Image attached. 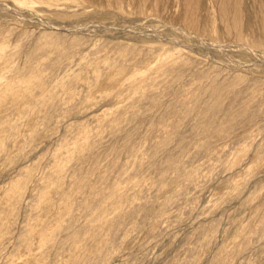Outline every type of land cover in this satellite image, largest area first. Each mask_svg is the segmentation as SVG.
<instances>
[{
    "label": "rangeland",
    "instance_id": "374dc122",
    "mask_svg": "<svg viewBox=\"0 0 264 264\" xmlns=\"http://www.w3.org/2000/svg\"><path fill=\"white\" fill-rule=\"evenodd\" d=\"M244 2L246 8L254 10L253 0ZM203 5L195 30L185 22L181 0H0V42L5 41L7 56L15 44L21 43L26 51L38 36L48 33L64 45L76 39L69 49L73 51L53 71L45 70V92H33L32 100L55 91L56 108L51 118H46L45 109H26L24 99L0 95V119L4 120L0 125V216L4 218L0 224V264H65L72 250H59L56 244L67 233L45 247L36 234L45 225L54 227L55 208H46V202L57 203V181L67 187L71 178L74 160L66 161L65 151L87 136L95 137L97 129L100 138L96 150L118 144L120 137L107 132L106 123L132 100L130 84L154 77L176 57L193 63L183 67L180 79L171 86L173 90L160 96L162 104L171 101L177 89L194 86L195 72L205 71L218 81L240 75L245 80L236 89L260 83L253 105L256 116L235 126L229 136L210 139L206 148L198 146L205 140L202 134H191L190 117L180 127V136L155 157L154 166L172 151L179 158L178 171L167 170L164 181L155 185L154 160H146L141 171L125 175L119 192L134 197L132 204H123L134 212L109 236L111 241L102 248L103 259L98 264H264V44L254 42L264 38L254 29H244L241 39L236 38L216 18L214 1L203 0ZM206 12L215 17L213 22L206 19ZM120 47L133 49L121 61V72L102 66L93 80V61L115 56ZM22 54L13 58L15 64L22 63ZM4 59L0 58V87H5L2 76L9 74ZM74 76L79 78L73 83V92L67 94L58 81ZM160 79L156 78L151 92L163 89ZM149 113L141 107L136 119L124 123L125 128L139 126L131 140L143 143L145 151L152 143L150 138L160 134L155 131L149 139L142 136ZM11 125L15 135H9ZM119 160L126 161L125 152ZM59 165L63 166L61 172ZM24 170H29L25 176ZM185 171H192L191 180H185ZM16 178H26V185L15 201L13 194L19 189L10 185ZM42 193L46 200L40 198ZM81 195L78 200L87 192ZM108 201L106 198L102 204ZM99 206L82 213L75 204L71 211L75 228L90 224ZM112 217L109 210L105 222ZM25 229L32 231L27 245L19 239ZM241 233L249 240L235 252ZM219 254L220 259L213 262ZM76 264L88 263L80 257Z\"/></svg>",
    "mask_w": 264,
    "mask_h": 264
},
{
    "label": "bare ground",
    "instance_id": "6f19581e",
    "mask_svg": "<svg viewBox=\"0 0 264 264\" xmlns=\"http://www.w3.org/2000/svg\"><path fill=\"white\" fill-rule=\"evenodd\" d=\"M213 1L217 13L216 18L221 21L222 27L225 30L232 31L236 38L241 39L244 29H249L250 31L253 29L258 30L264 38V6L261 0H253V11L246 8L244 0ZM181 2L183 4V12L186 15V24L191 28H195V30L198 29L199 14L202 9H205L203 0H181ZM213 13L215 14V11ZM204 16H206V19H210L211 22L215 18L210 12H206ZM59 41L60 38L53 36V33L41 35L35 39L26 51H22L21 43L15 44L13 50L7 56L4 54L5 41L1 40L0 58H6L4 60L9 65V74L7 72V75L2 76L5 87H0L2 88L0 89V95L14 97L16 101L24 99L26 109H45L46 118H51L56 108L55 91L50 90L38 99L32 100V98L34 91L45 92L48 83L45 70L53 71L62 62V58L69 54L68 52L71 53L73 51H69V49H72V46L76 44V39L75 41L70 40L71 42L69 41L66 45H64V42L61 44ZM254 42L256 44H264L263 39L254 40ZM131 50L129 51L128 47H120V49L115 50L117 51L115 56H104V59L94 60L91 68L96 72V75L92 76V79H96L102 66L114 68L116 73H120L123 68L121 61L128 58ZM21 53L24 54L22 63L15 64L13 58ZM189 61H187V58L176 57L170 65L159 68L154 73V77L143 80L141 83L130 84L128 91L131 94L130 97L133 95L132 100L130 99L131 101L127 105L116 110L106 123L109 127L107 132L112 135L117 134L120 137L118 144H113L105 149L101 148L102 150H96V143L100 138V132L97 129L95 137L87 136L77 141L71 149L65 151L67 152L66 157L63 158L66 161L69 159L74 160V168L71 174L69 173L71 178L67 187L57 181L58 185L55 190L58 194L57 203H49L48 200L46 202V208H55L53 213L54 227H48V225L44 224L45 226L36 233L40 237L41 245L44 247L53 243L61 233H67L68 236L56 244L59 250L65 247L72 250L73 254H70L71 256L68 257L65 264H76L80 257L88 264H98L103 259L101 250L110 243L111 238L109 236L116 231L125 216L134 212L133 208L128 210L123 205L124 202L132 204L134 197H127L126 193L119 192V185L126 178L125 175L130 172L141 171L146 160L148 162L154 160L153 167L157 170L158 176L153 178L152 183L160 185L164 181L167 170H179V158L177 159L175 155L171 154L172 151L171 153H166L159 164L156 163L154 166L155 157L158 153L165 152L168 143L179 135L180 127L187 122V119L193 117L192 123L191 121L189 123L192 130L191 134H202L205 140L199 143L198 146L199 148H206L211 142L210 139L225 138L232 133L235 126L251 122L255 118L256 111L253 109V105L259 97L260 83L254 82L242 89H236L237 86L243 85L245 80L240 75L218 81L215 75L205 73V71H203L204 73L195 72L192 74V78L195 81L194 86L175 89L176 91L172 92L173 94L171 93L173 95L172 100L162 104L160 96L164 95L168 89L169 91L171 88L173 90V87H171L174 84L173 82L180 79L184 66H190ZM67 78L69 77H62L58 84L67 94H71L74 88L73 83L78 80L79 76L66 80ZM156 78H161L158 82L159 84L163 83L160 85L161 87L159 86L160 89H163L154 93L151 90L156 86L155 83L158 80ZM145 100L147 101L146 105L145 102L142 103ZM226 101L227 103H225ZM141 107L143 112H150V118L142 136L149 139V135H153V132L157 131L160 133L157 136L155 135V139L150 138L152 143L148 146V151L143 150V143L135 140V142H132L131 140L134 137L133 135L138 132L139 126L135 124L128 128L124 127L126 121L129 122L139 116ZM3 122L4 120L0 119V125ZM9 135H15L14 125L9 126ZM122 152L126 153L125 162L119 160ZM162 157L159 158L161 159ZM105 159L107 160L106 163ZM84 161H86L85 165L79 164ZM61 171H63V166L59 165L58 172ZM28 172L29 170H24L22 172L23 176ZM183 175L185 180L193 178L192 171H185ZM17 180V178L14 179L10 185L11 188L18 187L19 189L18 193L13 194L15 201L20 197L26 185V178H23L22 181ZM84 192H87V195L82 200H78V196H82L81 194ZM40 198L43 200L47 199L44 193L40 194ZM106 198L109 201L102 204ZM75 204L82 213L88 212L98 204L100 206L99 211L91 218L90 224L75 228L76 220L71 212ZM109 210L113 217L107 223L105 221ZM261 214L262 218H264V212ZM3 221L4 218L0 216L1 225L4 224ZM104 222L107 224L106 227L103 225ZM31 234V230L25 229L19 239L27 245L28 237ZM239 236L242 237V241L235 248V252L241 251L249 240L244 233ZM220 257L221 255L219 254L213 262H217Z\"/></svg>",
    "mask_w": 264,
    "mask_h": 264
}]
</instances>
